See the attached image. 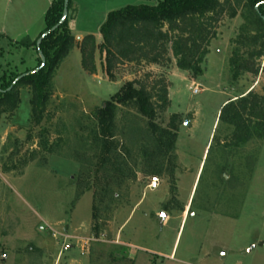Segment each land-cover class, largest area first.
<instances>
[{
    "label": "rangeland",
    "instance_id": "obj_1",
    "mask_svg": "<svg viewBox=\"0 0 264 264\" xmlns=\"http://www.w3.org/2000/svg\"><path fill=\"white\" fill-rule=\"evenodd\" d=\"M62 1L0 0V85L38 67L33 42L52 2ZM156 3L79 0L73 27V10L68 18L75 46L51 76L42 123L32 122L28 84L13 98L15 111L0 105V264H264V140L226 147L232 129L218 127L229 99L264 87V72L234 77L229 62L235 49L246 58L252 48L236 41L256 32L249 7L221 20L197 78L182 70L168 78L173 56L164 65H119L113 78L99 52L95 73L82 66L81 38L100 43L109 12ZM255 62L263 66L264 57ZM148 73L149 83L159 76L169 82L171 105L157 122L168 126L177 114L179 126L155 190L142 151L152 144L146 120L122 105L113 127L99 124L104 102Z\"/></svg>",
    "mask_w": 264,
    "mask_h": 264
},
{
    "label": "trees",
    "instance_id": "obj_2",
    "mask_svg": "<svg viewBox=\"0 0 264 264\" xmlns=\"http://www.w3.org/2000/svg\"><path fill=\"white\" fill-rule=\"evenodd\" d=\"M259 3V10H256L255 6ZM243 5L249 7V17L257 22V29L255 34L246 35L244 40H236L244 49L248 45L252 46L247 57L235 49L229 62L234 77L243 72L257 75L260 70L264 72V65L260 66L255 62L264 57V0H157L154 5H128L113 10L101 25L100 43H97L93 35L81 40L79 47L82 66L87 72L95 73L96 53L99 52L105 73L113 78V70L119 65H164L173 56L178 69L197 78L203 74L202 65L209 53L211 41L217 36L219 23L225 15L236 17ZM63 8L64 0L60 5L52 2L46 12V25L40 36L59 22ZM68 18L42 40L40 49L46 57V64L40 71L28 74L17 82L15 80L19 75H16L6 84L0 85V105L4 106V111L13 112L17 109L18 101L13 98L17 96L20 85L28 84L31 87L32 122L34 125L42 123L51 97V76L60 61L75 46ZM37 40L33 42L35 47ZM40 64L39 57L38 66ZM152 77L148 73L145 80H130L123 84L102 105L99 124L102 129L113 127L116 111L120 106L134 107L148 125L146 132L152 144L144 146L142 151L146 156L149 173L156 176L164 172L166 161L168 164L172 162L169 155L175 150L179 126L177 114L171 117L168 126L157 122L159 111H165L171 105V99L168 80L159 76L149 83ZM219 125L232 129L222 141L226 147H240L256 138L264 140V87L262 93L251 89L229 99L218 114V127ZM213 139L217 140L216 135ZM108 148L111 151V147Z\"/></svg>",
    "mask_w": 264,
    "mask_h": 264
},
{
    "label": "water",
    "instance_id": "obj_3",
    "mask_svg": "<svg viewBox=\"0 0 264 264\" xmlns=\"http://www.w3.org/2000/svg\"><path fill=\"white\" fill-rule=\"evenodd\" d=\"M69 2L70 0H64V8H63V13H62V16L59 20V22L57 24H55L50 30H46L37 40V43H36V48H37V52L39 54V57L41 59V64L40 66L36 67L35 69L29 71V72H26V73H23V74H20L15 82L19 81L21 78L27 76L28 74H33V73H36L38 71H40L46 64V57L44 55V53L42 52V50L40 49V45H41V42L42 40L50 33V32H53L55 31L57 28H59L68 18V15H69ZM261 3L257 4L255 6V9L256 10H259V7H260ZM263 20H264V16H263ZM11 89V87L9 88V90ZM1 91V90H0Z\"/></svg>",
    "mask_w": 264,
    "mask_h": 264
},
{
    "label": "crops",
    "instance_id": "obj_4",
    "mask_svg": "<svg viewBox=\"0 0 264 264\" xmlns=\"http://www.w3.org/2000/svg\"><path fill=\"white\" fill-rule=\"evenodd\" d=\"M138 5H140V4H138ZM79 6H80V4H79V0H73V3H72V5H71V9H70V11L72 12V10H73V15L71 16L72 17V19H71V27H73V25L76 23V21H77V17H78V15H79V11H78V9H79ZM69 14H71V13H69ZM38 37V36H37ZM36 37V38H37ZM35 38V39H36ZM35 39H31L32 41H34ZM81 40H82V38H81ZM13 41H16V39H14ZM96 41H97V43H99V38L98 37H96ZM174 60V59H173ZM176 65V64H175ZM176 67V66H175ZM180 71V69H178L177 67L174 69V70H172L171 72V74L169 75V77L168 78H170L172 75H174V74H177L178 72ZM186 72V71H185ZM169 96H170V89H169ZM190 200H191V196H190V198L188 199V201H187V204H186V206H185V209H184V216L187 214V212H188V210H189V206H190ZM233 220H237V218L236 217H234V219ZM260 243H262L263 244V247H264V240L262 241L261 239H260Z\"/></svg>",
    "mask_w": 264,
    "mask_h": 264
},
{
    "label": "built area",
    "instance_id": "obj_5",
    "mask_svg": "<svg viewBox=\"0 0 264 264\" xmlns=\"http://www.w3.org/2000/svg\"><path fill=\"white\" fill-rule=\"evenodd\" d=\"M198 91H199V88H195L194 92L196 93ZM159 185H160L159 178L156 177V176L152 177L151 178V181L149 183V188L152 189V190H155V189H157L159 187ZM40 229L41 230H44L45 227L44 226H41ZM54 236H57V233L56 232L54 233ZM61 236H62V234H61ZM68 237H69V235H64L63 236L64 239H68Z\"/></svg>",
    "mask_w": 264,
    "mask_h": 264
}]
</instances>
